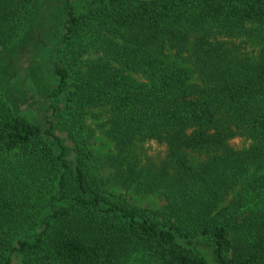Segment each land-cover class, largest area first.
<instances>
[{
    "label": "trees",
    "instance_id": "obj_1",
    "mask_svg": "<svg viewBox=\"0 0 264 264\" xmlns=\"http://www.w3.org/2000/svg\"><path fill=\"white\" fill-rule=\"evenodd\" d=\"M36 33L74 162L12 101ZM0 49V264H264V0H0Z\"/></svg>",
    "mask_w": 264,
    "mask_h": 264
},
{
    "label": "rangeland",
    "instance_id": "obj_2",
    "mask_svg": "<svg viewBox=\"0 0 264 264\" xmlns=\"http://www.w3.org/2000/svg\"><path fill=\"white\" fill-rule=\"evenodd\" d=\"M36 34L37 37H34V40L28 36V39L22 48L18 50L16 49V52L18 53L9 57H6L7 54L4 56V69L8 70L10 75H7L6 77L8 79V83L11 84V88L15 90V94L12 95V101L19 113L30 117L44 130L48 128V120L53 122L57 127V131L61 135L64 134L63 138H65V144L70 153L68 159H70L71 162H74L75 157L72 152L73 147L64 132L65 127L63 126V123L65 121V117L62 114L64 107H60L61 109L58 111V115L55 116L53 111L49 110V104L46 103L43 95V90L50 82H52L50 69L46 65V56L48 54L49 47H46L45 45L47 41L50 40L52 33L45 35ZM1 62L3 61L1 60ZM32 85H35L36 87L40 86L39 88L42 89V91L35 93L32 89ZM92 113L93 114L88 118L89 124L96 122L97 118L94 114L102 115L101 122L108 119V116L105 115L106 113L100 109L94 110ZM59 130H62V133ZM90 150L96 156H106L116 153L114 144L100 134H97V136L91 140ZM192 157L197 161H204L206 159L205 156L195 154H193ZM111 192L116 195L123 196L133 205L147 210L159 211L166 205L165 199L159 195L143 197L137 195L133 191L126 192L118 189H111ZM21 261V257L17 256L15 258V264H21Z\"/></svg>",
    "mask_w": 264,
    "mask_h": 264
}]
</instances>
